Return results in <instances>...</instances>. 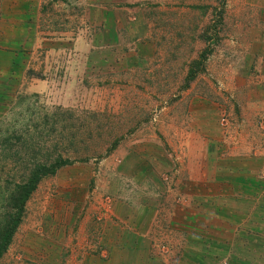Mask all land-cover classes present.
I'll return each mask as SVG.
<instances>
[{"label":"rangeland","instance_id":"obj_1","mask_svg":"<svg viewBox=\"0 0 264 264\" xmlns=\"http://www.w3.org/2000/svg\"><path fill=\"white\" fill-rule=\"evenodd\" d=\"M120 10L135 20L116 19L110 46ZM249 10L241 0H0V237L39 179L0 264H107L97 234L119 221L122 199L100 187L123 181L164 194L155 223L176 225L172 255L186 226L208 245L223 236L202 264H264V168L225 196L204 181L232 160H264V30ZM145 163L154 181L124 180Z\"/></svg>","mask_w":264,"mask_h":264},{"label":"crops","instance_id":"obj_2","mask_svg":"<svg viewBox=\"0 0 264 264\" xmlns=\"http://www.w3.org/2000/svg\"><path fill=\"white\" fill-rule=\"evenodd\" d=\"M241 5L250 7V10L247 12L252 16H258L259 21L257 22L263 27L264 30V0H241ZM124 16L125 23L128 22L129 25H131L130 23L135 20V17L133 18L132 16H129V13H127L125 10L123 12L120 10L116 14L112 15L110 22H107L109 31L105 32L108 35L106 40L110 42H107L106 44L113 46L114 44L118 43L119 33L117 32V26L115 25V22H117L116 19L118 21L120 20L119 22H121ZM126 17H128L127 20ZM96 38L97 40H100L97 34ZM93 42H95V40ZM93 44L96 48L95 43ZM258 49H261L264 55V43L263 46L261 45L258 47ZM260 67L261 66L257 64L256 70L260 71ZM7 70V67H0V73H3ZM9 72L10 70L8 73ZM262 72L264 73V70ZM237 160L238 161L232 160L229 164L227 162L226 166H232L230 168L223 169L221 172L217 171V175L214 176V178H204V181H206L205 179H208L206 182H212L217 185V189H220L219 192L221 193L218 196H225L226 194L224 193L228 190L231 191L234 187L247 188L249 182H255V171L257 168H264V160L262 163V160L258 161L254 158H251L250 155L247 159ZM143 161V159L140 160V162ZM232 162L237 163L232 164ZM255 164L259 165L260 167L257 166V168H255ZM144 166L147 167L146 171L143 170V173L130 175V177L124 180L129 181V179H131L138 185H145V182L154 181L156 179L155 176H150L151 174L144 173L147 172L151 166L147 163H145ZM248 170H250L251 173H249ZM246 171L249 174H246ZM144 174L146 178L143 177ZM109 178H111V176ZM120 180L121 179L118 178V182ZM111 181L116 182V179L111 178ZM117 186L118 185L113 184L112 190V187H107V185H101L100 187V190L104 194H106V192L115 193L122 199V201L118 202V204L121 205L118 211L120 212V216H118L119 221L106 223L103 226H100L102 232L97 234L96 242L103 246V249L108 256H106V258H109L107 264H202L206 260V257H208V254L213 252L214 247H216L215 249L218 247L220 248V246L222 248V243L224 242L223 236H221L218 241L211 240L214 242V244L208 245L210 242L208 241L209 238L205 233L198 231L196 228L188 229L185 226V229L178 230L179 232H177L176 236L177 242L174 244V246L182 245V248L179 250L178 254L172 255L173 253H170L169 246L171 244L173 245L172 242L174 240V234L172 233L176 231V225H168V227H166L167 231L161 229L162 233H160V228L158 227V224L155 223V218L161 212V208L158 207L160 206L159 200L164 198V194L162 192L154 193V191L153 193L150 192L151 194L137 193L135 190L133 191L131 189L132 187L128 186V184L124 181L121 187L118 188ZM137 187L138 186H136V189ZM207 191L208 195H206V197H216L217 194L211 195V191ZM245 191L247 192L246 194H248V196H254L255 194H258L252 190L244 189L239 191V189H237L233 190V193L231 192V196H241L238 194H245ZM259 193L261 197H264V188L263 192L259 191ZM146 196L149 197L145 198ZM202 197L204 196L201 195V198ZM138 198H144L146 200L144 202L140 200L137 201ZM222 226L223 223L220 225V227ZM171 228H173V230ZM218 243H221V245L217 246ZM151 245L156 247V249L154 248L152 252H158L154 256H151L148 253L149 251H146L145 249L146 247H151ZM159 246L165 251H169V253H164L162 255L159 254V249H157ZM207 247H210L211 251H208ZM185 252H187V254H185ZM178 255L181 256L177 257Z\"/></svg>","mask_w":264,"mask_h":264},{"label":"trees","instance_id":"obj_3","mask_svg":"<svg viewBox=\"0 0 264 264\" xmlns=\"http://www.w3.org/2000/svg\"><path fill=\"white\" fill-rule=\"evenodd\" d=\"M193 75H194L193 73L190 74L191 79H194ZM67 164L68 163L61 162V164H59L58 168L60 166L67 165ZM56 170H57V168H56ZM56 170L52 174H55ZM47 174H49V173H47ZM38 182H39V179H32L31 182L29 184H27V186H23L22 187L23 192H25L24 193L25 197L22 199V205L20 206L21 208L19 209L20 212H19L18 215H16V217H13L12 220H10L7 223V225H6V234L0 237V259L6 253L9 244L12 242V239L14 237V234H15L17 228L21 224L22 214H23V211H24L25 203L27 202L29 197L32 195V193L35 191Z\"/></svg>","mask_w":264,"mask_h":264}]
</instances>
